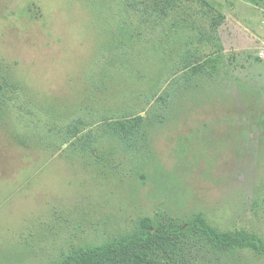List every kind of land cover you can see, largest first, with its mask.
Returning <instances> with one entry per match:
<instances>
[{
	"label": "rangeland",
	"instance_id": "rangeland-1",
	"mask_svg": "<svg viewBox=\"0 0 264 264\" xmlns=\"http://www.w3.org/2000/svg\"><path fill=\"white\" fill-rule=\"evenodd\" d=\"M196 216L264 242V0H0V264Z\"/></svg>",
	"mask_w": 264,
	"mask_h": 264
},
{
	"label": "trees",
	"instance_id": "trees-1",
	"mask_svg": "<svg viewBox=\"0 0 264 264\" xmlns=\"http://www.w3.org/2000/svg\"><path fill=\"white\" fill-rule=\"evenodd\" d=\"M199 240L217 250L250 249L264 256V242L246 231L222 233L201 216L185 224L142 218L138 230L102 245L78 249L52 264H194Z\"/></svg>",
	"mask_w": 264,
	"mask_h": 264
}]
</instances>
